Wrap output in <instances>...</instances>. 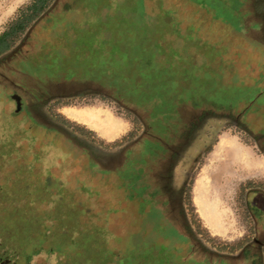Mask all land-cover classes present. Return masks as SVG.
<instances>
[{
	"label": "rangeland",
	"instance_id": "374dc122",
	"mask_svg": "<svg viewBox=\"0 0 264 264\" xmlns=\"http://www.w3.org/2000/svg\"><path fill=\"white\" fill-rule=\"evenodd\" d=\"M30 1L0 0V33ZM229 1L56 0L55 13L64 2L75 3L60 21L70 41L63 35L59 50L54 46L43 63L22 73V54L54 39L43 27L48 21L43 20L34 26L27 44L16 42L17 57L7 63L4 56L0 58V197L12 188L17 196L3 202L12 207L5 216L14 213L15 204L22 212L21 204L33 202L34 197L25 198L23 192L44 182L49 173L68 187L67 194L79 180L101 183L102 177L90 169L93 157L111 172L105 178L111 176L118 183L117 173L130 178L135 164L149 159L155 163L150 174L156 180L148 193L159 195L164 203L173 193L165 214L188 240L181 242L147 228L138 239L130 237L127 245L122 244L121 239L131 236L143 218L125 210L126 203L112 201L117 212L108 225L114 234L110 239L117 238L111 249L118 264H251V259L240 255L253 237L264 241V144L257 146L252 134L232 125L233 121L212 118L209 134L202 138L204 146H211L200 154L187 148L170 182L162 155L170 151L156 147L158 137H165V121L174 119L172 105L177 98L204 106L214 103V108L218 104L230 108L223 105L229 103L234 111L246 110L245 126L264 143V63L245 36L232 32L255 33V21L247 20L242 26L235 16L242 22L247 19L248 6L241 0ZM14 93L22 95L20 110L11 97ZM180 109L175 118L183 128L196 113L191 107ZM88 115L95 121L90 122ZM110 129L115 133L108 134ZM159 150L160 158L156 157ZM149 155L155 159L146 158ZM117 188L115 192L124 198L126 188ZM110 192L106 185L104 200ZM90 194L85 191V198ZM73 203L63 212L68 223H51L50 232L40 221L16 219L11 225L16 249L0 251V264H59L55 255L47 254L48 244L41 242L38 247L45 252L32 260L23 250L32 244L31 230L43 238L48 231L49 239L53 236L70 244L75 214L85 204L73 210ZM46 204L35 206L41 211ZM179 206L185 215L179 213ZM51 211L48 207L46 216H54ZM1 234L10 238L2 231L0 241ZM108 246L105 254L110 256ZM101 250L97 241L92 251ZM191 250L194 259L190 260L185 253Z\"/></svg>",
	"mask_w": 264,
	"mask_h": 264
},
{
	"label": "trees",
	"instance_id": "16d2710c",
	"mask_svg": "<svg viewBox=\"0 0 264 264\" xmlns=\"http://www.w3.org/2000/svg\"><path fill=\"white\" fill-rule=\"evenodd\" d=\"M55 2L56 0H32L28 5L20 9L18 16L7 26L4 31L0 33V58L4 56L7 58V60H9L11 54L13 59L14 57H17V51L13 50L16 42L22 40V42L27 44L32 38L31 35L34 32V26L43 20L46 22L48 21V24L43 25V27L49 29V32H51V37L54 39H49L46 42L38 43L36 49H30L27 55L22 54V73H25L29 70L31 71V66H37L39 62L43 63L48 55H51L50 53H52L54 46L59 50L60 41L63 35L65 37L69 36L68 41H70L71 36L67 30L65 31L60 26L62 24L60 21L64 19V16L68 10L71 9L75 3L64 2L60 11L55 13ZM94 13L96 14V11ZM63 27L66 28L65 26ZM14 53H16V55H14ZM16 91L19 90L17 89ZM20 96L22 97V95ZM175 102V105H172L175 111L174 119H170L169 117L165 121L166 131L175 132L176 126L178 124L175 116L178 115L179 108L184 106L194 109L207 107L214 108L215 105L214 103H208L206 106H204V103H198L200 101H195L194 103L192 101L185 102L184 100H179L178 98ZM227 105L230 106L229 109L231 112H233L234 108L232 107V104L230 105L228 103ZM148 151L151 153L150 150ZM144 155H146V153ZM146 158H150L151 160L152 156L149 155ZM152 163L155 164L152 162V160L149 161V159L140 160L135 164L134 169L131 170L132 173H129L131 175L130 178L124 176L123 174V176H121L117 173L119 179L118 183L117 180L116 182L114 180L116 178L111 179V176L108 177L109 179L105 178L107 177V174L111 172L108 168H105L97 160V158L93 157L90 162V169L93 171L92 174L102 177L100 180L101 183L99 185L94 184L91 182V178V180L88 178L85 180V182L79 180L77 181L78 186H71V189L67 191V194H65V191L68 187L62 184V181L58 177L54 178L49 173L44 182L40 181V183L36 187H33L32 190L28 188L23 192L25 198L29 196L34 197L33 202L21 204V207L23 208L22 212L18 208L19 205L15 204V207L13 206L14 213H10L7 216H5V214L11 210L12 207L5 205L3 206V202L9 201L10 199L17 196L15 193L16 190L13 188L11 189V193L5 191L0 197V233L4 231L5 235L8 234L10 238L7 237L4 239L1 234L2 240L0 241V251L6 253L8 249H16L17 242L13 241L15 229H11V225L16 219H19L20 217H23L22 219L26 221L30 219L40 221L42 223L41 226L48 225L49 227V224L51 223L59 225L61 224V221L67 224L69 219L63 216V212L66 213V210L69 209L71 200L74 201V205H72L73 210L76 205L83 204V202L85 203L81 208L82 210L77 208L78 212L75 214L76 226L74 227L75 229L71 235V243L67 244L66 241L59 240L56 237L53 238V236L51 239H49L50 236L48 237V231L50 230V227L48 231H46L45 238H43L38 232L35 233L31 230L28 234V237L29 242L32 244H29L23 250L26 255H30V260L33 259V255L45 252L43 247H41V249L38 247L42 242L44 245L48 244L49 248L47 249V254L55 255L59 264H118V261L113 257L114 250L111 249V246H113V243L117 241V238L114 237L115 239L113 240L115 241L110 239L113 238L114 234L108 225L111 215L117 212V208L111 204L112 201H118L119 205L126 203L123 206L125 210L135 211L143 218L131 236L128 234L121 239V242L123 241L122 244L127 245L130 237L138 239L139 236H141L142 230H147V228H151V230L156 231L158 229L160 231L158 232L159 235L165 234L166 236L168 235L170 237H177L182 240L181 242L187 241L188 236L180 232L172 220L169 219L165 214L167 207L169 205L171 206V200H169V196L168 201L164 203L159 195H152L148 193L147 188L151 185H154V181L156 180V178L152 176L153 174H150ZM159 163L161 162L159 161ZM120 166L124 167L123 163H121ZM123 169L124 168H121L118 171L121 172ZM96 172L99 174H96ZM106 185L110 186L111 192L106 196L105 201L103 198L105 196L103 191L105 190ZM117 187H119V189L122 187L126 188L127 192L124 198L120 197L121 193L115 192L118 190ZM49 189H53L52 194H50ZM85 191L91 192L88 198H85L84 196ZM42 201L47 203V207L39 211L35 204H40ZM132 203H135L137 206L136 209L133 208L134 205ZM50 204L51 206H49ZM147 206H150L148 210L146 209ZM48 207H52V211L55 212L54 216H46ZM57 212L58 215H56ZM138 220L140 221V219ZM97 241H100L102 246V250L99 252V254H97L96 251H92V247H94V244ZM78 242L83 243V246L86 247L85 252L82 253V248L79 247L80 244ZM136 242H134V244ZM107 244H110V246H108L109 250L107 251V254L109 253L110 256L105 254V248L107 247ZM177 250L181 251L182 246L180 247L179 245ZM82 254L83 256H80ZM185 254L188 259H194L192 250L186 252Z\"/></svg>",
	"mask_w": 264,
	"mask_h": 264
},
{
	"label": "flooded vegetation",
	"instance_id": "af4514ba",
	"mask_svg": "<svg viewBox=\"0 0 264 264\" xmlns=\"http://www.w3.org/2000/svg\"><path fill=\"white\" fill-rule=\"evenodd\" d=\"M225 2L226 4H230L229 0H225ZM241 3H243L245 7L248 6L249 17L245 19L243 22L240 20L241 17L235 16V18H237L239 22L243 24L242 26H246V24H248L247 20L252 21L251 19H253L255 21V26H256L255 33L253 31L240 33V32H235V29H233L232 32H234L235 35L242 34L243 36H245L244 41L248 43V45L252 48V50L259 52L260 60L264 63V0H241ZM262 5H263V10H260V7ZM236 15L238 14L236 13ZM14 55H16V53H14ZM12 60H13V56L11 54L10 59L7 60V58L5 57L4 62L7 63L8 61L11 62ZM5 63H3V65H5ZM1 64L2 62L0 61V65ZM11 97L16 102L17 109L20 110L22 104L21 96L17 93H14ZM193 110L196 113L195 119L191 120L188 123L184 122L183 128H180V126L178 125L179 122L177 121L178 124L176 126L175 132L166 131L165 137H158V142H157L158 145H156V147L160 149L161 148L167 150L169 149L170 151L168 156H165L166 155L165 152L162 154V151L160 150L156 153V157H159V155L161 154L164 155L163 162L164 164L166 162L165 177H167L169 182L172 181V179L174 178L173 169L176 167L177 162L181 159L183 153L186 151L187 148H194L195 153L197 152L200 154V152H203L202 148L206 146V148H204V150H206L208 146L209 147L211 146L210 143H206V145L204 146L202 143V138L208 136L210 131L209 121L212 120V118L219 119L221 117L223 120L225 119L231 120L233 121L232 125L240 128L244 133H249V134L251 133L252 136L254 137L255 144H257L258 146L264 144L261 142V140H259L260 138L259 136L255 135V133L252 130H250V128L248 129V127L245 126L242 120L246 112V110L244 109L231 112V110L229 108H226L225 106H222L221 108L217 106V108L207 107V108H195ZM203 110L206 111L204 112ZM180 113H181V109L179 108L178 115ZM147 132H148V128L144 131L143 135H145ZM260 135L263 136V134ZM262 138H264V136ZM142 141H145V139H143ZM172 194L173 193L168 194L169 200L171 201L173 198ZM257 210L258 209L255 208L253 212L255 213V211ZM178 211L181 215L184 214V209L182 206H179ZM257 212H259V210ZM257 227H259V224L257 225ZM253 246H255L256 248H253ZM240 256L248 260L251 259V264H264L263 262L264 241L261 240L259 236L253 237L251 243L243 249L242 254Z\"/></svg>",
	"mask_w": 264,
	"mask_h": 264
},
{
	"label": "crops",
	"instance_id": "0c3cea01",
	"mask_svg": "<svg viewBox=\"0 0 264 264\" xmlns=\"http://www.w3.org/2000/svg\"><path fill=\"white\" fill-rule=\"evenodd\" d=\"M32 1V0H31ZM30 1V2H31ZM29 2V3H30ZM29 3H27V5L29 4ZM20 11V10H19ZM18 14H19V12H18ZM18 14H17V16H18ZM16 18V17H15ZM100 116H103L102 114H100ZM96 119V118H95ZM88 120L90 121V122H92V121H95L93 118H91L90 117V115H88ZM84 124H87V123H84ZM88 126H91V125H88ZM92 129H93V127H91ZM98 130H100V129H98ZM102 130V129H101ZM105 132V131H104ZM106 133V132H105ZM108 134L110 133V134H114L115 132L113 131V130H111L110 129V132H107ZM237 143V142H236ZM240 145V144H239ZM241 146V145H240ZM256 146V145H255ZM255 146H253V147H255ZM258 146V145H257ZM215 226V225H214Z\"/></svg>",
	"mask_w": 264,
	"mask_h": 264
}]
</instances>
